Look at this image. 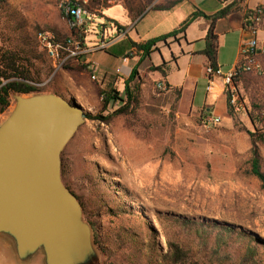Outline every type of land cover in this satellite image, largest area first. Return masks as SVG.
<instances>
[{"label": "rangeland", "instance_id": "rangeland-1", "mask_svg": "<svg viewBox=\"0 0 264 264\" xmlns=\"http://www.w3.org/2000/svg\"><path fill=\"white\" fill-rule=\"evenodd\" d=\"M149 1L111 0L108 4L116 6L104 11V15L130 24L124 8L134 24L132 29L142 28L151 18L148 17L150 9L165 2L154 0L148 6ZM8 2L16 20L0 26V49L32 51L36 44L38 52L43 54L42 61H32L40 94L66 99L78 97L91 116L63 151L61 172L65 186L82 207L83 219L92 231V243L96 237L115 244H104L102 253L93 244L100 264L107 260L116 264H145L135 259V250H122L117 236L123 235L121 230L126 229L145 239L143 222H148L161 234L164 230L161 225L167 222L165 216L217 221L264 239V191L248 174L250 132L254 129L245 112L251 109V98L261 101L259 106L264 112V77L253 75L256 78L248 91L242 85L233 84L232 89L224 90L218 97L209 96L208 100L206 83L200 78L193 89L197 95L194 107L206 116L221 119L219 126L206 130L200 111H193L188 104L176 100L175 95L157 89L160 79L149 69L159 65L146 60L138 67L142 80L140 105L135 111L130 108V112L117 114L122 105L110 103L104 108L98 92L111 84L122 92L125 80L140 58L132 59L131 70L120 74L116 73L120 61L99 50L93 58L92 55L81 56L79 61H73L86 66V70L75 69L71 62L55 74L52 60L39 48L37 36L42 31L54 32L60 40L69 36L61 0ZM183 17L181 12L169 15L166 22L151 33L152 37L174 29ZM95 23L85 39L89 48L99 45L102 38L98 25H102L103 20L96 19ZM180 39L178 36L167 43L175 44ZM159 47L163 45L159 44L156 52ZM232 58L226 57V60ZM156 60L153 58V62ZM261 61L264 66V58ZM91 65L96 68L95 80L89 69ZM188 89L186 85L185 90ZM14 96H11L10 107L5 112L0 111V124L14 107ZM232 96L237 108L236 111L231 107L234 119L227 109V99L231 106ZM212 98L213 107L208 106ZM99 117L107 122L98 120ZM261 155L264 160V149ZM91 225H95L96 231ZM158 240L164 244L161 235ZM0 264L17 262L0 255ZM30 264H43L42 255H37Z\"/></svg>", "mask_w": 264, "mask_h": 264}, {"label": "trees", "instance_id": "trees-1", "mask_svg": "<svg viewBox=\"0 0 264 264\" xmlns=\"http://www.w3.org/2000/svg\"><path fill=\"white\" fill-rule=\"evenodd\" d=\"M110 1L87 0V4L81 5L86 12L94 15L97 19L103 20L104 24L100 28L112 25L118 33L125 32V27L119 25L114 20L108 19L103 14L104 11L116 6H110L108 4ZM153 1L150 0L148 6ZM183 1L165 0L161 5L153 6L150 11L172 12ZM237 6L238 2H235L211 17L204 16L199 11H194L174 31L148 41L135 42L126 33L116 44L102 50L114 59L128 58L132 60L134 58H140L136 67L132 69L129 78L125 80L124 90L122 92L115 89L113 84L99 90V98L102 100L104 108H107L110 103H120L122 107L117 114L130 112V108L135 111L141 102L140 92L142 80L138 72V67L142 62L150 60L151 56L157 51L159 44H166L169 40H174L178 36L183 35L186 29L197 18H204L210 25L207 36L203 40L204 50L201 54L206 57L209 68L218 70V47L217 36L215 34L216 23L230 14L239 12L241 8ZM253 14H255V11H247L244 20ZM64 18L69 25L70 17L64 14ZM12 20H16V16L12 12L8 0H0V26L6 22L10 23ZM19 26L21 29L22 24ZM69 30V36L64 38V40L73 37L84 43L88 33L86 25L80 29L69 27ZM79 59L76 60L79 61ZM42 60L43 54L38 52L36 44L32 47V51H25L23 48L0 49L1 112H5L10 107L11 96H30L41 93L36 87V84L39 82L38 74L33 72L34 65L32 61ZM72 63L75 69L86 70V66H81L80 62ZM149 71L159 73L164 80L168 73V63L163 62L158 67H151ZM255 78V76L248 73H240L235 77L233 84L235 87L242 85L244 90L248 91L250 84L255 81ZM161 83H164L167 87L166 92L175 95L176 100L180 99V90L170 89V86L164 81H161ZM260 102L256 98H251V109H245L248 120L254 129L253 133L250 132L251 149L247 167L248 174L257 180L261 190L264 191V160L261 155V149H264V112L259 106ZM227 109L229 116L233 118L234 113L229 105V99H227ZM87 118H91L88 113ZM98 120L107 122V119L101 117ZM163 218L167 222H164L165 225H161L164 229L161 234L149 225L148 222H143L146 226L145 239L140 238L137 234L131 233L126 229H122L121 233L124 234L117 236L120 239L119 247L122 250L125 249V251L135 250V259L145 264H264V239L251 232L217 221L207 222L193 218H182L180 216H165ZM91 227L96 231L95 225H91ZM159 235H161V239L162 237L164 238V244L159 242ZM93 244L101 253L104 244L109 246L115 245L114 243L104 242L96 237L93 240ZM93 264H100V262L97 260ZM101 264L116 263L107 260Z\"/></svg>", "mask_w": 264, "mask_h": 264}, {"label": "water", "instance_id": "water-1", "mask_svg": "<svg viewBox=\"0 0 264 264\" xmlns=\"http://www.w3.org/2000/svg\"><path fill=\"white\" fill-rule=\"evenodd\" d=\"M0 124V238L17 264H93L92 231L62 180V153L87 120L73 98L15 95Z\"/></svg>", "mask_w": 264, "mask_h": 264}, {"label": "crops", "instance_id": "crops-1", "mask_svg": "<svg viewBox=\"0 0 264 264\" xmlns=\"http://www.w3.org/2000/svg\"><path fill=\"white\" fill-rule=\"evenodd\" d=\"M235 2H238L237 7L241 8L240 11L230 14L226 18L219 20L215 27L218 47L217 65L221 72L228 73L239 63L241 46L251 37L246 26L244 25L245 13L247 11H255L257 8H262L264 11V0H184L183 3L172 12H150L148 15V17L151 16L150 20H148L146 24L144 23L142 28L136 27L134 29H132L134 24H132L130 21L129 12H127L121 6L125 11V15L130 24H122L114 20L119 25L125 27L126 31L122 33L115 31V34L114 31H112L113 36L116 38L112 45L120 41L126 33L135 42L148 41L153 38L166 35L177 29L189 16L194 13V11H199L204 16L211 17L220 12L225 7L234 4ZM178 12L184 13V17L182 19L183 21L177 27L168 32L160 33L159 35L152 37L151 33L154 32L157 27L166 22V19L169 17V15ZM209 26L210 25L207 20L204 18H197L186 29L185 33L181 35L179 42L170 45L168 43L162 44L163 48L159 47L158 52H156L150 58V62L153 65H161L163 62L168 63V73L164 80L159 73H156L159 77L158 79H160L159 82L164 81L170 86V89L172 88L180 90V102L183 104H188L190 109L193 111H200L194 107V102L197 100V95L193 90L197 86L200 78H202L206 83L205 91L207 100L209 96H221L219 91V80L216 78L213 79L214 88L211 90V92L208 91L209 80L206 75L208 62L206 57L201 54V52L204 50L203 40L207 36ZM256 38L260 43H264V17L262 25L257 30ZM94 56L95 54L92 55L91 58ZM226 57L233 58L231 61H228L226 60ZM153 58L158 60L153 62ZM117 60L120 61V65L116 67V70L119 68H123L124 72L131 70L129 66L131 60H128V63L126 64L122 63V59ZM231 65V68L225 69ZM103 66L105 67V65H100V67ZM225 70H227V72H225ZM186 85L189 86L188 90H185ZM72 98L85 110L84 104L78 99V97L74 96ZM213 101L214 100L212 98V100L208 101L209 105L207 102L206 105L213 107ZM200 113H202V115L205 114V112L202 111H200ZM0 255L11 257L13 261L15 260L11 246L7 241L1 238Z\"/></svg>", "mask_w": 264, "mask_h": 264}, {"label": "built area", "instance_id": "built-area-1", "mask_svg": "<svg viewBox=\"0 0 264 264\" xmlns=\"http://www.w3.org/2000/svg\"><path fill=\"white\" fill-rule=\"evenodd\" d=\"M81 4H87V0H61V8L64 14L70 17L69 27L80 29L86 25L89 29L92 25L96 24L95 20L97 18L86 12ZM263 17V9L257 8L255 14L244 20L245 26L251 37L241 46L239 63L230 72L223 73L220 69L213 70L207 67L206 75L209 80V92L214 88V78L219 80V91L222 94L224 90L232 89L233 81L240 73L264 77V66L261 61V59L264 58V43H260L256 38V33L262 25ZM102 24H104V22ZM98 29L101 30V42L93 48L87 47L85 41L82 43L80 40H76L73 37L60 40L58 36L51 31L40 32L37 36V42L39 48L46 53L50 60H52L56 74L81 56L93 55L99 50L107 49L115 42L116 38L113 36L112 31H114L115 34L117 30L112 25ZM128 60V58L122 59V63L126 64ZM89 69L93 73L92 79L95 80L96 68L91 65ZM116 73L124 74V69L119 68L116 70ZM157 89L159 91H165L167 87L164 83L158 82ZM230 103L231 107L237 111L233 96ZM201 122L206 130H210L219 126L221 119L219 117L206 116L204 114L202 115Z\"/></svg>", "mask_w": 264, "mask_h": 264}]
</instances>
